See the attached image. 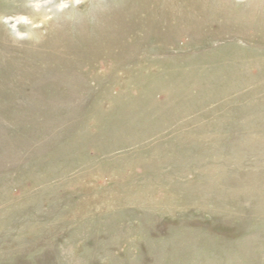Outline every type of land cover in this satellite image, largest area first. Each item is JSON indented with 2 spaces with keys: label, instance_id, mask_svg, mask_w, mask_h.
I'll return each instance as SVG.
<instances>
[{
  "label": "rangeland",
  "instance_id": "rangeland-1",
  "mask_svg": "<svg viewBox=\"0 0 264 264\" xmlns=\"http://www.w3.org/2000/svg\"><path fill=\"white\" fill-rule=\"evenodd\" d=\"M0 264H264V0H0Z\"/></svg>",
  "mask_w": 264,
  "mask_h": 264
}]
</instances>
